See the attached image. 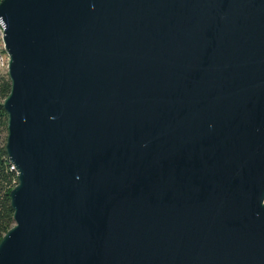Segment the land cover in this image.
I'll use <instances>...</instances> for the list:
<instances>
[{"label":"water","instance_id":"95a60500","mask_svg":"<svg viewBox=\"0 0 264 264\" xmlns=\"http://www.w3.org/2000/svg\"><path fill=\"white\" fill-rule=\"evenodd\" d=\"M0 22V264H264V0H0Z\"/></svg>","mask_w":264,"mask_h":264},{"label":"trees","instance_id":"16d2710c","mask_svg":"<svg viewBox=\"0 0 264 264\" xmlns=\"http://www.w3.org/2000/svg\"><path fill=\"white\" fill-rule=\"evenodd\" d=\"M10 89L7 74L0 76V239L13 224L10 206V191L17 183L16 171L10 169V161L5 150L7 114L2 103Z\"/></svg>","mask_w":264,"mask_h":264},{"label":"built area","instance_id":"2783aa9c","mask_svg":"<svg viewBox=\"0 0 264 264\" xmlns=\"http://www.w3.org/2000/svg\"><path fill=\"white\" fill-rule=\"evenodd\" d=\"M4 28L2 23L0 22V76L3 73H6L7 65H8V54L5 50V43H4ZM10 169L15 171L14 166L11 164Z\"/></svg>","mask_w":264,"mask_h":264},{"label":"rangeland","instance_id":"374dc122","mask_svg":"<svg viewBox=\"0 0 264 264\" xmlns=\"http://www.w3.org/2000/svg\"><path fill=\"white\" fill-rule=\"evenodd\" d=\"M8 61H9V57H8ZM7 68H8V65H7ZM3 74H7V70H6V73H3Z\"/></svg>","mask_w":264,"mask_h":264}]
</instances>
